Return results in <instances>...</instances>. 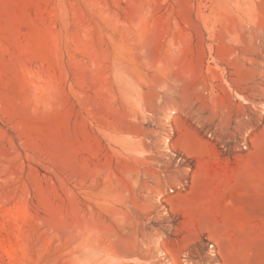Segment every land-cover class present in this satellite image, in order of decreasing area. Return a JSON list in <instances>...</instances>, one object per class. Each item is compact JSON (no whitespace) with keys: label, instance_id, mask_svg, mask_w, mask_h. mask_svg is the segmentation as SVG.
<instances>
[{"label":"rangeland","instance_id":"obj_1","mask_svg":"<svg viewBox=\"0 0 264 264\" xmlns=\"http://www.w3.org/2000/svg\"><path fill=\"white\" fill-rule=\"evenodd\" d=\"M257 148L264 0H0V264H239L171 205Z\"/></svg>","mask_w":264,"mask_h":264},{"label":"crops","instance_id":"obj_2","mask_svg":"<svg viewBox=\"0 0 264 264\" xmlns=\"http://www.w3.org/2000/svg\"><path fill=\"white\" fill-rule=\"evenodd\" d=\"M252 152L243 161L254 153L255 157L264 153L258 148ZM210 153L211 150L206 155L211 156ZM206 155L201 156V150H198L196 156H201L203 160ZM238 161L235 166L225 169L219 178L210 174L203 162L198 174L204 192L210 182V196H180L172 203L171 210L183 217V243L185 242L186 248L205 237L218 247L225 263L264 264V255L255 251L261 238L264 242V234L258 233L259 226L264 227V196H225V192L236 184L237 176L240 175V182L243 184L256 168L252 164L253 169L247 170L249 163L240 164L243 161ZM263 161L264 157L259 160L261 166ZM262 169L263 175L264 167ZM196 181L198 184V180ZM248 244L250 251L244 255L239 250ZM232 248L238 250L233 251Z\"/></svg>","mask_w":264,"mask_h":264},{"label":"bare ground","instance_id":"obj_3","mask_svg":"<svg viewBox=\"0 0 264 264\" xmlns=\"http://www.w3.org/2000/svg\"><path fill=\"white\" fill-rule=\"evenodd\" d=\"M184 150L189 152V153H193V151H191V148L189 146H184Z\"/></svg>","mask_w":264,"mask_h":264},{"label":"built area","instance_id":"obj_4","mask_svg":"<svg viewBox=\"0 0 264 264\" xmlns=\"http://www.w3.org/2000/svg\"><path fill=\"white\" fill-rule=\"evenodd\" d=\"M175 115V113H173ZM169 126H172V124L170 123Z\"/></svg>","mask_w":264,"mask_h":264}]
</instances>
